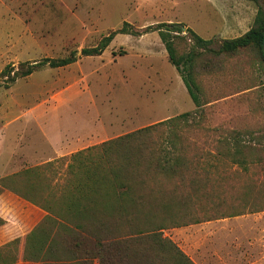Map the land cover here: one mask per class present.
<instances>
[{
  "label": "rangeland",
  "instance_id": "374dc122",
  "mask_svg": "<svg viewBox=\"0 0 264 264\" xmlns=\"http://www.w3.org/2000/svg\"><path fill=\"white\" fill-rule=\"evenodd\" d=\"M260 7L264 2L254 0H0V71L73 51L76 58L0 86V190L14 189L62 214L72 154L195 110L157 31L143 29L179 24L185 40L178 54L192 44L186 29L212 40L217 51L221 40L253 26ZM113 32L100 55H80ZM196 51L195 79L207 103L202 118L216 129L196 140L205 152L237 135L245 167L219 162L220 175L183 208V217L139 220L150 224L142 225L146 231L163 225L162 236L190 264H264V63L250 48L231 55ZM62 215L66 229L82 219ZM62 225L63 244L42 264H75L68 261L72 235Z\"/></svg>",
  "mask_w": 264,
  "mask_h": 264
},
{
  "label": "trees",
  "instance_id": "16d2710c",
  "mask_svg": "<svg viewBox=\"0 0 264 264\" xmlns=\"http://www.w3.org/2000/svg\"><path fill=\"white\" fill-rule=\"evenodd\" d=\"M264 2V0H254ZM179 24L147 26L141 34L157 31L168 62L178 73L195 110L139 128L98 145L80 150L70 157L65 185L62 187V214L82 218L68 229L71 250L69 262L75 264H190L187 257L162 236L163 225L146 231L150 225L140 218H178L183 208L205 195L201 191L215 182L219 162L224 168L237 164L245 167V146L235 137H223L220 148L203 152L198 138L211 129L203 121L200 89L195 79L197 49L215 55H231L250 48L261 61L264 34V9L257 11L253 26L242 36L223 39L217 51L212 40L200 38L186 29L192 43L184 54H178L177 44L184 41ZM107 35L92 48L80 51L81 56L100 55L112 40ZM139 34V35H141ZM76 61L75 52L60 59L42 62H21L6 65L0 71V86L8 88L16 80L32 74L38 66L49 68L67 66ZM197 139V140H196ZM40 207L57 219L39 264L52 262L59 242L60 212L42 207L14 189H6ZM3 190H0V192ZM255 212V211H254ZM184 215V214H183ZM182 215V217H183ZM177 222L174 224L180 225ZM182 225V224H181ZM65 228L64 225H62ZM66 229V230H67ZM150 232L149 234H145ZM145 246H148L145 248ZM15 259L12 260L13 263Z\"/></svg>",
  "mask_w": 264,
  "mask_h": 264
},
{
  "label": "crops",
  "instance_id": "0c3cea01",
  "mask_svg": "<svg viewBox=\"0 0 264 264\" xmlns=\"http://www.w3.org/2000/svg\"><path fill=\"white\" fill-rule=\"evenodd\" d=\"M56 222L54 216L19 195L1 191L0 264H39Z\"/></svg>",
  "mask_w": 264,
  "mask_h": 264
},
{
  "label": "water",
  "instance_id": "95a60500",
  "mask_svg": "<svg viewBox=\"0 0 264 264\" xmlns=\"http://www.w3.org/2000/svg\"><path fill=\"white\" fill-rule=\"evenodd\" d=\"M261 51H262V55L264 58V34H263V39H262V44H261Z\"/></svg>",
  "mask_w": 264,
  "mask_h": 264
}]
</instances>
